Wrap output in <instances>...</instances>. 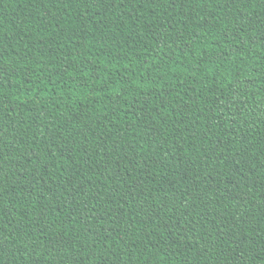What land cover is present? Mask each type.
<instances>
[{"label":"trees","instance_id":"16d2710c","mask_svg":"<svg viewBox=\"0 0 264 264\" xmlns=\"http://www.w3.org/2000/svg\"><path fill=\"white\" fill-rule=\"evenodd\" d=\"M0 264H264V0H0Z\"/></svg>","mask_w":264,"mask_h":264}]
</instances>
